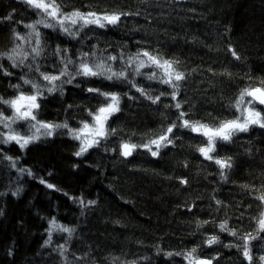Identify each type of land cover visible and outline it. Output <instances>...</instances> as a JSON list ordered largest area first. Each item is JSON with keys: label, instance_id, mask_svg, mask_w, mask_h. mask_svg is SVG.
<instances>
[{"label": "trees", "instance_id": "obj_1", "mask_svg": "<svg viewBox=\"0 0 264 264\" xmlns=\"http://www.w3.org/2000/svg\"><path fill=\"white\" fill-rule=\"evenodd\" d=\"M57 2L65 13L78 9L132 14L123 16L115 26H88L76 38L39 25L41 56L32 59L31 45L25 39L20 56L29 53L25 65L13 68L11 61L0 59L12 73L0 72V97L12 100L21 92L34 94L36 90L21 77L32 80L43 89L37 120L67 122L72 129H79L82 121L90 123L89 111L104 104V97L88 88L119 93L121 111L107 124L115 134L82 157L74 155L79 141L63 128L50 137L41 136L23 151L15 143L0 144V264H187L183 256L169 258L163 253L193 248L199 258L216 257L213 264H249L241 249L225 245H242L241 237L256 235L257 219L264 211L255 198L264 193V128L253 126L248 132H238L231 142L217 140L212 155L232 158L233 167L223 170L227 180L213 160L197 151L206 145V138L186 128L174 129V144L162 148L156 157L143 148L124 157L120 145H140L157 138L172 123L182 122L177 119L179 111L187 113L185 119L211 127L239 115L230 105L241 90L260 86L264 80V0ZM10 13L12 19H4ZM36 16L23 0H0V52L19 45L22 40H16L13 31L26 37L24 25L33 23ZM57 46L68 52L55 54ZM229 48L237 51L239 60ZM145 50L179 61L176 68L186 77L179 82L181 110L172 106L177 101L167 95L172 92L169 85L146 78L152 72L160 75V69L146 67L141 69L144 75H135V63L127 65L130 56ZM82 52L89 54L90 65L105 62L113 71L127 70L128 80L137 87L153 97L166 95L153 104L127 81L84 76L63 84V94L59 88L48 93L40 72L58 75L64 67L61 58L71 57L76 63L69 70L74 73ZM110 56L117 59L107 60ZM29 64L33 65L31 71ZM36 64L40 72L35 70ZM65 79L68 77L61 78ZM56 83L60 85V81ZM17 84L19 89L11 87ZM0 112L12 114L4 104H0ZM5 156L19 157L17 168H29L34 175L9 167ZM40 178L60 191L47 188ZM17 188L22 191L13 195ZM80 198L85 204L95 203L84 206ZM217 200L222 203L218 205ZM52 219L74 231L69 235L53 230L51 242L45 245ZM225 220L238 232L236 237L220 231L219 224ZM203 221L209 223L201 226ZM213 235L220 242L209 246L206 241ZM252 255L253 264H258V254L253 251Z\"/></svg>", "mask_w": 264, "mask_h": 264}, {"label": "snow or ice", "instance_id": "obj_2", "mask_svg": "<svg viewBox=\"0 0 264 264\" xmlns=\"http://www.w3.org/2000/svg\"><path fill=\"white\" fill-rule=\"evenodd\" d=\"M23 3L28 5L31 9H33L37 16L40 19H37L33 23L25 24L24 27L30 29L27 37L22 36L19 32L13 31L14 38L16 40H25L31 42V38L35 37L36 47L31 48L32 59L35 60L36 57L41 56L43 52V48L41 45V32L39 31L38 25H42L44 28H52L55 29L57 25L66 35L76 38L79 34V31H72L69 27L65 26V22H70L71 25L79 24V30H83V28L89 25H96L99 28H105L108 25H117L123 16L131 15L132 13L126 12H112V13H103L98 14L94 11L90 12H82L78 9L73 10L70 13H65L62 9L61 3H58L57 0H23ZM139 13H136L138 15ZM4 19L11 20V13L5 17ZM55 21V23L49 22ZM231 55L239 60L240 56L238 55L235 49L229 48ZM67 53L68 49H61L59 46L55 49V54ZM88 53L80 54V62L78 67L75 69L74 73L69 70V65L75 64L76 61H73L71 57H62L61 63L64 67L60 70L58 75L46 74L40 72V67L38 64L35 65V70L40 72V76L43 81H46L43 87L46 88L48 93H53L55 91L60 90L61 94H63V84H71L73 83L76 76H84V77H103L106 80H122L127 81L135 87L136 90L144 96L146 99L150 100L153 104H157L161 100V96L166 95L165 93H161L158 96L153 97L150 93H148L144 88L137 87L134 81L128 80V71H113L111 66L106 65L105 62H101L99 64L90 65L87 62ZM95 55V53H93ZM21 56V47L17 45L9 52H0V59H7L11 61V67L17 68L22 65H25V60L28 58L29 53H23V58ZM144 57L146 59H142ZM117 57L110 56L107 58L109 61H115ZM19 60V63H17ZM127 65L131 66L135 63L134 72L135 75H144L141 72V69L146 67L155 66V68L161 70V74L157 75L156 72H152L150 75H147L148 80H157L159 83L169 85L172 88V92L170 95L173 101H177V96L179 94L180 84L179 82L184 80L185 73L178 71L176 65L179 61L163 59L157 55H153L147 50L143 52H138L134 56H130L127 60ZM29 71L32 70L33 65H27ZM0 72L3 75L11 76L12 73L4 69L2 63H0ZM62 77H68V79L61 80ZM23 79L24 84H29L33 89H35V93L32 95H25L23 92L20 93L15 99L5 100L3 97H0V104L8 105L13 109L12 116H5L3 112H0V125L4 128L8 129L7 133H0V144H11L15 143L19 146V148L23 151L28 148L30 144L35 143L36 141L41 139V136H52L57 129H68V134L72 137V139L80 141L79 150L74 153L77 157H82L86 154L90 148H93L100 144L101 140L106 139L109 135L115 134V129L109 130L107 127L109 119L114 116L116 113L120 112V100L121 96L119 93L115 92H103L98 88H88L87 91L90 93H96L99 96L104 97V104L97 108L95 112L89 111V116L92 117V123H88L86 121L81 122V127L79 129H72L69 127L68 123L62 124H54V123H46L43 121L37 120V111L40 108V104L38 103V99L43 96V89L39 84L33 83L32 80ZM57 81H60V85H57ZM16 89L20 88V85H11ZM125 95H127L125 93ZM247 98V99H246ZM177 110L182 109L181 102L177 101L174 105ZM234 107L239 113L235 119L222 120L219 122L218 126L211 127L207 124L200 123L199 121H191L189 119H185L187 113L184 111H179L178 120L182 121L181 123H172L168 126L161 135H159L155 139L149 140L144 144H134L129 142H124L120 145V155L124 157H129L133 155V153L138 148H143L147 150L153 157L159 155L160 150L162 148L168 147V145L174 144V139L172 138V134L174 133V129L176 128H186L191 132L198 133L206 138V146L198 147L197 151L200 152L202 156H204L207 160H213L216 165L221 169V177L224 180H227V176L224 173V169H231L233 167L232 158H215L212 154L216 152V142L217 140L231 142L233 136L238 132H248L251 127L258 126L260 128H264V80L260 82V86L257 87H248L241 90L238 98L235 103L230 105ZM165 107H169V105H165ZM19 121L28 122L29 131L35 129V131H31L30 135L21 134L12 128L13 124H16ZM35 122V123H33ZM153 146H155V150H153ZM4 159H7L10 164L9 167L16 168V170L24 174L26 173L29 176H33L31 169L19 167L17 168V164L19 162V157H10L5 156ZM41 184H44L47 188L53 189L55 191H60L55 185L51 183H47L43 178H40L39 181ZM181 183L186 184L187 180H181ZM243 187H248L244 185ZM21 188H17L13 195H19ZM67 195V193H65ZM257 200L261 202V205H264V193L255 197ZM79 202L88 206L94 204L95 201H88L85 204V201L80 198ZM216 203L219 205L222 202L217 200ZM257 219V218H254ZM209 223V221H203L202 224ZM50 229L49 231V240H46L45 245L51 242V232L53 230L63 231L71 235L74 229L68 228L63 225L57 224L55 219L50 221ZM219 229L221 232H227L230 236L236 237L238 232L234 229H230L228 227V221L219 224ZM264 232V211L260 213L259 218L257 219V228L256 235H252L248 233L241 237L243 240L242 245L238 244H228L225 247H237L242 250L243 257L249 262V264H253L254 257L251 252L250 242L252 240H256L260 237V233ZM218 236H211L207 239L206 243L211 246L213 244L219 243ZM59 251L63 255L64 247L60 246ZM161 251V250H158ZM197 252L196 248H193L187 252H166L163 253L165 256L171 258L172 256H183L184 260L187 261V264H213V261L216 260V257H212L211 259H203L199 258L195 255ZM258 261V264H264V255L255 258ZM135 264V262H133Z\"/></svg>", "mask_w": 264, "mask_h": 264}, {"label": "rangeland", "instance_id": "obj_3", "mask_svg": "<svg viewBox=\"0 0 264 264\" xmlns=\"http://www.w3.org/2000/svg\"><path fill=\"white\" fill-rule=\"evenodd\" d=\"M37 19H40V17L39 16H36V20ZM35 20V21H36ZM49 22H51V23H55V21H51V20H49ZM65 26L66 27H69L71 30H74V31H79V24H77V25H71L70 24V22H65ZM89 26H92V27H98V26H96V25H89ZM39 29H40V27H39V25L37 26ZM88 27V26H87ZM57 29H59V30H61L60 28H59V26L57 25V27H56ZM86 28V27H85ZM84 29V28H83ZM29 31H30V29H27V34L29 33ZM27 34H26V37H27ZM24 41L25 40H22V42L19 44L20 45V47L22 46V44L24 43ZM27 41V43L29 44V45H31V48L32 47H35L36 46V44H35V37L33 36L32 38H31V42H28V40H26ZM20 95V94H19ZM26 95V94H25ZM30 95H32V94H30ZM18 96V95H17ZM16 96V97H17ZM15 97V98H16ZM15 98H13V99H15ZM11 111H12V114L10 115V116H12L13 115V109L11 108ZM33 123H35V122H33ZM92 123V121L90 122V124ZM19 125V127L18 128H16L15 126L16 125ZM12 128L13 129H15L17 132H20L21 134H26V135H30L31 134V131H35V129H32L31 131H28L29 130V127H28V122H25V121H19V122H17L16 124H13L12 125ZM27 128H28V130H27ZM80 128V127H79ZM0 130H1V132L2 133H7L8 132V129H6V128H4L2 125H0ZM4 132H3V131ZM79 144H80V141H79ZM18 146V145H17ZM206 146V145H205ZM154 147V146H153ZM155 148V147H154ZM7 160V159H6ZM9 162V161H8ZM9 164H10V162H9ZM13 169H16V168H13ZM254 235V234H253ZM250 247H251V252L253 253V251L255 252V253H257L258 255H257V258L259 257V256H261V255H264V232H262V233H260V237L258 238V239H256V240H252L251 242H250Z\"/></svg>", "mask_w": 264, "mask_h": 264}, {"label": "water", "instance_id": "obj_4", "mask_svg": "<svg viewBox=\"0 0 264 264\" xmlns=\"http://www.w3.org/2000/svg\"><path fill=\"white\" fill-rule=\"evenodd\" d=\"M262 107H264V106H262ZM203 259H207V258H203Z\"/></svg>", "mask_w": 264, "mask_h": 264}]
</instances>
